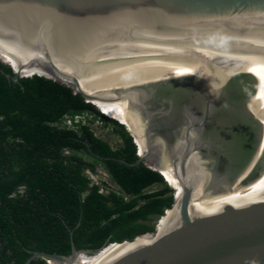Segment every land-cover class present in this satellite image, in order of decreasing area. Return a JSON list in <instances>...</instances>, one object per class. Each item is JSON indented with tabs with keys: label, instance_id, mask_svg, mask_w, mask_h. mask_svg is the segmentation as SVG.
<instances>
[{
	"label": "water",
	"instance_id": "1",
	"mask_svg": "<svg viewBox=\"0 0 264 264\" xmlns=\"http://www.w3.org/2000/svg\"><path fill=\"white\" fill-rule=\"evenodd\" d=\"M0 46L27 57L0 58L12 80L107 100L144 136L135 163L165 181L163 153L180 188L160 230L24 264H264V0H0Z\"/></svg>",
	"mask_w": 264,
	"mask_h": 264
},
{
	"label": "trees",
	"instance_id": "2",
	"mask_svg": "<svg viewBox=\"0 0 264 264\" xmlns=\"http://www.w3.org/2000/svg\"><path fill=\"white\" fill-rule=\"evenodd\" d=\"M7 73L0 61V264H24L34 250L67 255L71 242L94 250L154 231L149 222L171 206L173 189L135 163L124 125L57 80ZM86 115L111 123L121 143L95 135ZM97 165L116 189L92 180ZM155 183L162 187L147 191Z\"/></svg>",
	"mask_w": 264,
	"mask_h": 264
},
{
	"label": "bare ground",
	"instance_id": "3",
	"mask_svg": "<svg viewBox=\"0 0 264 264\" xmlns=\"http://www.w3.org/2000/svg\"><path fill=\"white\" fill-rule=\"evenodd\" d=\"M0 53H3L2 56H4L5 58H7L10 63L13 65V67H17L18 62H24L26 61L27 57H20L8 50H6L5 48L0 46ZM6 62V61H5ZM9 63V62H7ZM23 72H27L23 71ZM80 85L81 88L83 89V91L89 93V94H100L93 85L80 80ZM88 101H91L92 103H94L95 105H97L99 108L104 110V114L106 116H108V118H115L116 120H119L118 122L124 126L127 127L128 131L130 133H132L135 137V142L137 143L136 145L138 146V154L139 155H143V152L145 150V143H144V136L142 134H139L138 132H136L124 119L121 118V116L116 112V110L110 105V103L107 100L104 99H98L96 97H92L90 98ZM100 109V110H101ZM102 111V110H101ZM103 112V111H102ZM161 162H162V166L159 167L160 172L162 173V175H164L165 177V181L168 183V185H170L171 187H173V189L177 192V195L180 192V188L178 185V182L176 180V177L172 171V168L170 166L169 161L166 159V157L163 155V153H161ZM171 212L170 210H167L166 214L162 215L159 218H163L165 217V220L162 222L163 225H165L164 223L167 220V215L168 213ZM167 216V217H166ZM158 230H160V227H157ZM138 238H144V239H138ZM136 241H144L147 239V236H140L138 237ZM132 243H115V244H109L106 248L102 249L99 252H96L92 255L89 254H84L88 257H91L93 259H100V258H111L114 255L118 254L120 251L126 249L127 247H129Z\"/></svg>",
	"mask_w": 264,
	"mask_h": 264
},
{
	"label": "rangeland",
	"instance_id": "4",
	"mask_svg": "<svg viewBox=\"0 0 264 264\" xmlns=\"http://www.w3.org/2000/svg\"><path fill=\"white\" fill-rule=\"evenodd\" d=\"M101 110L103 111V113H105L103 109H101ZM113 119H115V118H113ZM83 120L86 124H88L92 128L95 135H97L98 137H100L104 140H107L112 147H116L117 144L121 143V140H120L117 132L114 130V128H113L114 126L111 123L103 122L97 118L93 119L89 115H86L85 117H83ZM117 121H119V120H117ZM90 176H91L93 181H95L96 183H99L101 186H103V184H108L110 187L116 189L114 184L111 182L108 174L105 172V170L100 165H97V172L90 174ZM161 187H162L161 184L155 183V184L151 185L150 187H148L147 191H153V190L159 189ZM174 191L175 190L173 189V192ZM164 220H165V217H163L162 219L157 217V218H154L149 223L153 224L154 226H157V227L159 226L161 229L164 226L162 224V222Z\"/></svg>",
	"mask_w": 264,
	"mask_h": 264
},
{
	"label": "clouds",
	"instance_id": "5",
	"mask_svg": "<svg viewBox=\"0 0 264 264\" xmlns=\"http://www.w3.org/2000/svg\"><path fill=\"white\" fill-rule=\"evenodd\" d=\"M101 113H103L102 111H100ZM104 114V113H103ZM105 115V114H104ZM106 116V115H105ZM106 117H108V116H106ZM110 118V117H109ZM113 119V118H112ZM116 120V119H115ZM117 121V120H116ZM118 122V121H117ZM136 145V144H135ZM136 151H137V149H136ZM174 193V192H173Z\"/></svg>",
	"mask_w": 264,
	"mask_h": 264
},
{
	"label": "built area",
	"instance_id": "6",
	"mask_svg": "<svg viewBox=\"0 0 264 264\" xmlns=\"http://www.w3.org/2000/svg\"><path fill=\"white\" fill-rule=\"evenodd\" d=\"M76 120V119H75ZM67 124H70V121L69 120H67Z\"/></svg>",
	"mask_w": 264,
	"mask_h": 264
}]
</instances>
